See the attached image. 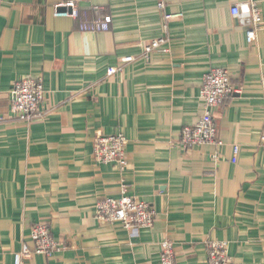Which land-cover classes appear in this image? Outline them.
Returning <instances> with one entry per match:
<instances>
[{"label": "crops", "instance_id": "crops-1", "mask_svg": "<svg viewBox=\"0 0 264 264\" xmlns=\"http://www.w3.org/2000/svg\"><path fill=\"white\" fill-rule=\"evenodd\" d=\"M62 1L0 0V264L34 250L41 222L60 250L22 264H160L165 240L179 264H208L209 240L228 243L230 264H264V23L250 44L231 13L247 0H165L164 9L160 0H81L77 20L54 16ZM98 19L109 30L79 29ZM160 37L168 52L108 74ZM215 67L238 87L214 113L224 143L184 148L182 129L203 114L200 89ZM24 77L46 90L31 122L10 109ZM119 132L124 168L94 154L98 134ZM123 183L155 209L152 228L98 220L97 203Z\"/></svg>", "mask_w": 264, "mask_h": 264}, {"label": "built area", "instance_id": "built-area-1", "mask_svg": "<svg viewBox=\"0 0 264 264\" xmlns=\"http://www.w3.org/2000/svg\"><path fill=\"white\" fill-rule=\"evenodd\" d=\"M81 0H64L54 6L55 17H69L75 20L80 17L79 2ZM165 0H160L158 6L165 8ZM231 13L236 16L242 26L246 28L247 40L254 42L257 31L264 21L258 0H247L232 7ZM110 24L107 20L98 19L92 23H81V31L100 32L107 31ZM167 38L160 37L145 45L138 56L129 55L121 59L116 67L109 68L108 74L124 70L126 64L136 61L138 58L149 60L155 51L168 52ZM264 96V76L262 77ZM237 86L232 83L230 72L223 67L211 68L203 78L200 89V98L203 100V114L192 126L182 129L181 145L191 149L202 145H215L221 147L223 141L218 137L214 122V113L217 106L226 98L237 91ZM13 99L10 109L19 120L31 122L40 116L41 105L46 98V90L41 79L24 77L16 80L12 87ZM3 116L0 115V121ZM261 143L264 145V130L261 135ZM127 138L122 133L98 134L94 142V154L99 162L115 163L121 168L126 166ZM240 147L234 146V156L239 153ZM215 157H218L217 155ZM96 215L99 221L105 223L121 224L127 230H141L152 228L156 219V211L150 204L138 200L130 194L129 186L122 184L120 195L108 196L101 199L96 205ZM34 250L25 249L19 256L17 264H22L24 259L30 258L34 253L51 256L60 250V245L53 236L51 226L48 223H37L31 232ZM208 264H230L228 243L220 240L207 242ZM160 264H179L177 261L174 243L165 240L161 243Z\"/></svg>", "mask_w": 264, "mask_h": 264}]
</instances>
